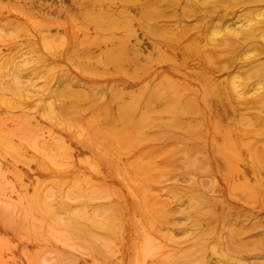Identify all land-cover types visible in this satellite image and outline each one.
Masks as SVG:
<instances>
[{
  "label": "rangeland",
  "instance_id": "374dc122",
  "mask_svg": "<svg viewBox=\"0 0 264 264\" xmlns=\"http://www.w3.org/2000/svg\"><path fill=\"white\" fill-rule=\"evenodd\" d=\"M223 2V5L219 6L218 4L219 7L216 8L217 10L215 9L214 17L212 16V20L215 19L213 22L211 19H208L207 23L202 22V25L205 23L203 29L205 33L207 32L206 35L211 34L208 35L209 38H215L217 35L218 50L223 51L226 55H218L222 61H219L218 57L219 65L217 63L216 71H212L218 77L217 83L219 85L216 84V91L217 89L218 91L214 93L217 96L212 95L215 100L212 99L211 116L204 118V121L210 125L209 129L206 128L207 135H201L203 140H197V144L195 146V143L191 144L189 148L191 153L194 152L195 155L204 158L205 153L211 148L210 146L220 144L223 140L236 142L229 147L231 148L230 153L233 154L229 160L220 152L216 154L219 156L216 158L220 171L232 170L234 179L236 178L235 181L238 179L237 176L240 178L237 182L241 179V182L244 179L247 181L248 175L252 185L255 179L259 181L262 178V182L259 181V183H262L263 186L264 74L256 72V67L259 66V62L264 61V44H260L262 42L258 39L254 41L244 40L245 32H241L242 35L231 34V36L241 37L235 39L233 36L234 40L231 38L229 42L227 40L229 35L225 31L226 26L228 29V26L232 25L231 27L236 26L239 30L242 27L245 28L251 33L250 36H258L260 31L262 35L264 27L259 28L260 31L258 28L254 30L252 23L255 20L253 16L256 15V10L261 7L264 9V0H250V2L248 0L242 3L241 0H235L234 3L231 0L233 4L240 2L236 6L233 4L226 5L228 0H222ZM222 12L224 14L227 12V15ZM78 13H80L78 7L69 8L64 4L50 0H0V33H11L15 27V17H20L31 26L44 28L41 32L23 33L17 43L19 46H23L27 39L34 41L36 35H46L53 39L66 38L71 35L75 28L74 21L79 18ZM213 14L211 11V15ZM229 22L231 24H228ZM207 24H209L208 27ZM214 25L217 26L215 28V30L217 29L216 35H214L216 32L212 30ZM218 27L220 28L219 31ZM228 33L231 32L228 31ZM79 34L80 36L83 35L82 32ZM262 37L264 40V36ZM0 49L7 52L8 48L7 45L0 44ZM69 50L72 53L67 62L75 70L81 72L84 68L101 69L94 59H91L89 65L86 66H81L79 60L81 56L87 55V53L90 56L97 55L99 49L96 47L89 48L86 53L72 47ZM146 53L150 54L148 51ZM223 53L221 52V55ZM156 54L154 55L156 56ZM10 56L11 60L17 63L24 59L22 51L11 52ZM53 58L54 61H57L56 57ZM163 61L162 59L158 63H152L150 72H142L138 81L128 85L125 84L128 82V73L131 71L128 64L125 65L124 72L117 71L113 66H110L103 75L95 72L89 74L90 79L95 83L93 88L97 90V95H95L91 105L98 110L106 111L105 125L111 126L118 113L119 101L110 98L113 89L117 86L120 89L121 86L127 85L131 91L138 92V89L140 90L145 85L150 73L157 72L159 64ZM193 62L192 60L188 62L189 71L184 72L186 76L194 73L193 69L198 66L195 60ZM215 76L213 77L217 79ZM198 77L199 75H195L192 76L193 79H187L182 83L180 81V83L190 86L192 81H201ZM11 78L7 75L2 79L7 83ZM20 79V87L23 90L26 91L29 87L26 91V93L29 91V96L25 102L16 103L11 110L0 107V137L10 139L19 145H26L22 150V156L29 158V161L17 160L0 152V264H221L225 253L229 251L228 245L237 244H221L211 234H209L208 244H194L201 237V233L209 229L211 221L217 217L225 219L226 225L220 227L228 231L231 225L235 226V218L251 226L258 224L261 228L259 234L249 237L252 243L249 245L257 249V256H249L248 261L252 264H264V186L262 190L259 189L261 188L260 185L258 186L259 183H254L259 189L256 193L250 195L246 191V194L234 196L231 202L216 199L217 201H214L211 206H202L199 211H196L192 208L194 201L196 202L198 198L197 195H199V192H196L197 189H209L210 184H215V179L207 161L203 162V166L199 168L179 167L176 164L182 162L183 159L181 158L174 160L172 169L168 172L161 171L157 175H149L152 178L155 175V178L149 182V187L145 190L146 195L142 196L139 182L134 178L136 176L126 168L128 162L138 156L137 154L122 157L120 155L116 158L112 156L117 162V170H112L105 165L102 158V160H96L94 150L82 142L86 135L84 130L86 131L88 127L87 121L83 117L72 118L64 113V108L69 107L71 102L56 99L59 98V93L68 83L65 74L61 75L59 79H55L51 83V87L41 93H31L33 87L40 86L42 83L41 78L30 69L20 72ZM188 94H190L189 91ZM50 100H54L56 103L55 112L51 117L45 114L46 104ZM58 115L61 116L58 117ZM45 116L47 117L45 118ZM112 117L114 118L112 119ZM76 125L83 131L80 130L75 133L72 126ZM60 139H63L68 145L64 152L56 150ZM181 145L187 147L188 144ZM104 151L109 156L110 152L107 149ZM107 155L104 154L103 156ZM179 155L178 157H180ZM40 157L47 162V167H39L36 163V159ZM261 173H263V177H261ZM253 189L254 187H252ZM89 193L95 194L93 199ZM100 193L102 194L99 195ZM88 194L90 195L89 198ZM33 197H37L38 206L48 203L50 208L57 212L59 221L62 223L66 222L64 208H70V211H79L85 208L83 203L89 199L94 210L103 209V212L100 213L101 216H97L98 219L113 211L111 208L119 210V215L123 220L121 236L112 239L109 243L111 246L90 242L95 250L80 237L73 235L74 238L68 229L52 225L48 221L45 211L42 210L43 212H39L40 214L35 212L30 202ZM62 202L63 204H61ZM158 203H163V212L169 216V222L161 221V216L155 214L153 208L162 206ZM126 205H128L129 210H127ZM135 206L141 208L137 209ZM210 208L212 209L210 210ZM85 209L90 210L91 207ZM121 209L122 213H120ZM126 213L130 218H126ZM181 213L185 215L187 213L189 219H185L186 216ZM127 219L130 222H127ZM175 221L177 222L175 223ZM206 221H208L207 224ZM182 223L184 225L180 227ZM125 225H128L127 230ZM128 230L131 231L128 232ZM125 237L128 243L125 241ZM126 244L128 245L126 246ZM205 245L206 247H204ZM97 252L98 254H96ZM190 253L194 256L203 257L204 262L199 263L193 260ZM236 256L240 258L241 254ZM172 258L174 262H170L173 260Z\"/></svg>",
  "mask_w": 264,
  "mask_h": 264
},
{
  "label": "bare ground",
  "instance_id": "6f19581e",
  "mask_svg": "<svg viewBox=\"0 0 264 264\" xmlns=\"http://www.w3.org/2000/svg\"><path fill=\"white\" fill-rule=\"evenodd\" d=\"M50 1L64 4L69 8H80V13L77 14L79 18L76 19L77 22L74 21L75 28L71 35L66 38L53 39L46 35H36L34 41L27 39V42L25 41L26 43L23 46H19L17 43L20 41V36L23 33L41 32L44 27L31 26L23 18L22 20L20 17H15L14 30H12L11 33H0V44H5L8 48L7 52L0 49V107L11 110L15 107L16 103L25 102L28 98L29 91L28 93H26V91L29 87L26 91L20 87V72L30 69L41 78L42 85L33 87L31 93L47 91L55 79H59L61 75L65 74L68 83H65L66 85L58 95L59 98L56 99L69 100L71 102L69 107L64 108V113L70 115L72 118L79 119L83 117L87 121L88 127L86 131L84 130V134L86 135L82 142L94 150L96 160L102 158L105 165L112 170H117V162L113 159L114 157L137 154L138 156L128 162L126 168L137 177L134 178L139 182V189L142 196L146 195L145 190L149 187V182H152V179L155 178V175L153 178L150 177L152 176L151 174L157 175L161 171L168 172L172 169L174 160L181 158L183 159L182 162L176 164L179 167L189 166L190 168H199L203 166V162L207 161V165L210 166L213 178L215 179V184H210L209 189H206L207 186L205 188L206 190L197 189L196 192H199V195L201 196L196 194L198 198L196 197V202L194 201L192 208L196 211H199L202 206H211L214 201H217L216 199H224L231 202L233 201L234 196L237 197L240 194H246V191L251 195L254 192L256 193L257 190L262 189L264 181L263 186L262 183H259V181L262 182V178H259L260 180H257L258 182L256 179L255 181L253 180L254 183H259L258 186H261V188L257 189V184L255 185L253 183V186L249 181L250 176L248 175L247 177L249 178L244 176L246 180L248 179L247 181L244 179L243 182H241V179L237 182L240 178L237 176L238 179L235 181L236 178L234 179V172H232V170L228 172L220 171L217 159L219 156L216 154L220 152L229 160L231 156L233 157V154L230 153L231 148L229 147L236 142L223 140L220 144L217 143L214 146H210L211 148L205 153L204 158L195 155L194 152L191 153L189 148L191 144L195 143V146L197 140L201 139L202 141L203 136L201 137V135H207L206 131L210 127L208 122L206 123L204 121V118L211 116L212 101L215 100L212 95L218 91V89L216 91L218 77L213 73L216 71V67H218L217 63L222 59L218 55L220 54V56H223L225 53L221 51L223 53L221 55V52L218 50L219 41L216 38L217 29L215 30L217 26L214 25V28H212L213 26L211 27L212 30L216 32L214 33L216 37L214 38L213 35L211 36L213 38H209L208 35L210 33L206 35L207 32L205 33V30L203 29L205 23L202 25V22H206L208 19H211L212 22L215 20H212L214 17L213 13L216 12L217 7L224 4V2L222 3V0H220V3L219 0ZM202 1L206 2L204 3ZM233 1L235 0H232V2ZM245 1L241 0V3ZM226 3V5H232L234 2L231 3V0H228ZM218 4L219 6H217ZM236 4L233 5L236 6ZM257 10V13H255L256 15L253 16L255 17V20H253L252 27L254 30L255 28H258V31H260L259 28L262 29V27H264V9L261 7ZM211 11L213 15H211ZM222 13L224 14V12ZM226 13L224 15H227ZM228 24H231V22ZM208 25L209 24H207V27ZM231 26L229 25L228 29L226 26L225 31L229 35V39H227L229 42L233 36L242 35L243 33L241 32H245L244 40L248 39L254 41L258 39V41L261 40L262 42L260 44H264V40H262V36H264L263 32L262 35L260 34V31L258 36H250L251 33L245 28L242 27L241 30H239L236 26ZM219 30L220 28L218 27V31ZM228 31L231 33H228ZM80 32L83 33L82 36H80ZM211 33L213 34V32ZM233 33L235 35L231 36ZM237 37L235 36L233 38L236 39ZM240 37L241 36L238 38ZM233 38L232 40H234ZM71 47L80 51H85V53L91 47L99 49L97 55L90 56L87 53V55L81 56L79 60L81 66H86L89 65L91 59H94L97 66H100L101 69L84 68L81 72L75 70L67 62L72 53L69 50ZM150 48L154 49L151 50ZM17 51H22V54L24 55V59L18 63L12 61L10 56L11 52L13 53ZM147 51L150 54H147ZM155 53H157L156 56L154 55ZM53 57H56L57 61H54L53 59L55 58ZM218 57L219 61H217ZM162 59L164 61L159 64L157 72L153 71L150 73L145 85L140 90L138 89V92H133L128 88V84L135 83L140 79L139 75H142V72H150L152 63H158V61ZM191 60L192 62L195 60L198 66L193 69L194 73L186 76L184 72L189 71L187 64ZM259 63V66L256 67V72L264 74V61H261L260 64ZM126 64L131 68L130 73H128V82L125 83L127 85L121 86L120 89L118 88L119 86L115 87L111 92L110 98L114 101H119V105L117 108V115L115 118L112 117V119L114 118L113 124L107 126L104 124V118L107 114L106 111L98 110V108L91 105V102L96 97L95 95H97V90L93 88L95 83L90 79L89 74L95 72L102 73L101 75H103L105 74L106 69L110 66H113L117 71L124 72ZM61 72L63 73L60 74ZM7 75L12 78L6 83L2 78ZM195 75H199V80L203 82L192 81L193 83L190 84V86L181 84L182 81L193 79L192 76ZM213 76L217 77V79ZM188 91L190 94H188ZM214 95L215 97L217 96L216 94ZM55 109L56 103L54 100H50L46 104L45 114L51 117L54 114ZM47 116H45V118ZM59 116L61 115H58V117ZM211 126L213 128V125ZM72 127H74L73 130L75 133L82 130L78 128L77 125ZM228 136L230 135L228 134ZM181 144L188 145H186L187 147H183ZM199 144L201 145V143ZM25 147L26 145H19L10 139L0 137V152L7 156H12L17 160L29 161V158L22 156V150ZM67 148L68 145L66 142L63 139H60L56 150L64 152ZM105 149L110 152L109 156L107 155L108 153H105ZM104 154L107 156H103ZM178 155L180 157H178ZM36 160L39 167L45 168L48 166L44 158L40 157ZM248 167L250 168V166ZM262 174L263 173H261V175ZM28 175L31 176L30 174ZM263 175L261 177H263ZM61 183L63 182L61 181ZM193 186H195V183H193ZM251 186L254 187V189L256 187V191L254 189L252 190ZM211 192L212 194L210 195ZM93 193H89L93 196L91 199L94 198L95 194L93 195ZM101 194L102 193L99 195ZM247 195L250 196L249 194ZM90 201L91 200L89 199L87 202L84 201L83 203L85 208L91 207L90 210L85 208L79 210L78 208L79 211H70V208H64L66 222L62 223L59 221L57 212L51 209L48 203L38 206L37 197H33L30 200L32 209L38 214H40L39 212L42 210L45 211L46 217L52 225L68 229L71 231L72 236L76 235L78 238L80 237L83 241L88 242L90 246H92V244L109 245L112 239L121 236L122 233L123 220L119 215V210L111 208L113 211L103 218L98 219L97 216L103 212V209L100 211L94 210L93 204ZM61 204H63V202ZM158 204H162V206L153 208L155 214L161 216V221L165 223L169 222V216L163 212V203ZM106 205L108 206V204ZM126 207H128V205H126ZM135 208L140 209L141 207L135 206ZM212 208H210V210ZM127 210H129V207ZM122 212L121 209L120 213ZM126 214V218H130L128 217V213ZM204 215L206 214L204 213ZM185 216V219L188 220L189 216L187 213ZM234 220L236 221L234 222L235 226L231 225L228 231L220 227L226 225L223 217L213 219L209 229L204 230L201 233V237L195 241L194 244H208L209 234H211L221 244H237L233 246L228 245L229 251L225 253V257L221 260V264H252L248 261L249 256H257V249L253 248L252 245L250 247L249 244L252 243L250 241L251 238L249 239V237L250 235L259 234L261 228L258 224L251 226L242 223L238 218H235ZM128 221L130 222L129 219H127V222ZM196 221L197 220L195 219V222ZM141 222L140 225L142 224ZM176 222L177 221H175V223ZM207 222L208 221H206V224ZM197 223L198 222H196V224ZM128 225H125L126 230ZM183 225L184 224L182 223L180 227ZM129 231L131 230H128V232ZM82 240L81 242H83ZM127 245L128 244H126V246ZM204 247H206V245ZM93 249L95 248L93 247ZM96 254H98V252ZM237 254H241V257L239 258V256H236ZM190 256H192L193 260L199 263L204 262L203 257L202 259L200 256H194L192 253H190ZM170 262H174V259L170 260Z\"/></svg>",
  "mask_w": 264,
  "mask_h": 264
}]
</instances>
